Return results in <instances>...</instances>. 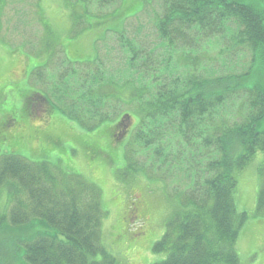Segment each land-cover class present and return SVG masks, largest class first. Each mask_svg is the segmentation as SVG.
Masks as SVG:
<instances>
[{"label": "trees", "instance_id": "16d2710c", "mask_svg": "<svg viewBox=\"0 0 264 264\" xmlns=\"http://www.w3.org/2000/svg\"><path fill=\"white\" fill-rule=\"evenodd\" d=\"M4 1L0 0V14ZM44 1L37 0L35 4L42 23L45 20L42 14L49 8L44 9ZM72 1L74 5L83 4L86 12L93 14L92 0ZM94 1L99 9L117 4L116 0ZM124 1L119 0L118 6L104 15L114 16ZM160 1L163 14L156 23L157 36L170 55L162 66L149 64L155 49H140L121 31L114 32L124 36L120 37V44L128 52L130 68L122 72L125 80L117 73L116 82L109 81L110 87L117 86L114 95H110L111 88L98 99L83 92V84L75 89L82 82L74 66L97 64L99 54L94 61H73L59 40L56 44L64 56L61 63L66 62L71 68L62 75L63 79L68 76L65 91L58 95L47 88L44 97L32 92L26 96L30 102L24 110L29 118H35L45 109L55 107L62 113L75 115L87 130L113 122L107 147L101 150L96 144L82 147L83 151H92L94 157L102 153L110 164L117 165L115 150L123 143L122 157L126 165L121 179L124 181L131 174L146 176L145 166L155 171L166 170L170 177L177 170L190 178L195 175L203 178L202 183L193 181L191 187L176 190L179 208L167 220L163 237L152 247L153 252H167V256L154 264H239L236 243L247 216L238 213L235 203L236 176L256 155L264 159V0ZM137 15L138 12L133 17ZM79 19L74 17L75 26ZM233 24L236 44L246 45L252 53L251 65L245 74L205 78L182 72L177 76L171 72V51L177 49L178 40L196 42V37H202L205 31L223 34ZM48 58V54L40 52L28 59L42 60L38 64L44 68ZM90 70L86 71L92 77ZM50 74L55 79L56 75ZM242 93L249 99V111L243 123L233 127L216 123L221 107ZM104 97L116 100L115 107H109L110 112L102 111ZM121 105L127 108L123 110ZM11 121L10 117L3 128L10 126ZM142 158L145 164L140 167ZM179 173L170 179L171 183H183ZM260 173L257 210L264 211V164ZM77 176L80 175L69 171L67 166L45 161L38 164L15 153L0 160V264H117L116 257L102 242L107 209L101 192ZM135 198L128 206L129 215L124 218L128 225L135 206L132 202L143 203ZM136 215L140 222L143 210L140 208ZM130 236L134 239L136 234Z\"/></svg>", "mask_w": 264, "mask_h": 264}, {"label": "rangeland", "instance_id": "374dc122", "mask_svg": "<svg viewBox=\"0 0 264 264\" xmlns=\"http://www.w3.org/2000/svg\"><path fill=\"white\" fill-rule=\"evenodd\" d=\"M5 1L0 14V39L5 40L0 42V160L7 154L15 153L38 164L45 161L69 167V171L80 175L77 176L80 180L95 185L101 192L103 205L107 209L103 218L102 242L108 252L116 257L117 264H154L162 261L167 252L155 253L152 247L163 237L167 220L179 208L176 190L191 187L193 181L202 183L203 178L198 175L190 178L185 172L176 170L173 176L179 173L183 183L173 184L170 181L173 176L170 177L166 170L161 171L159 165L156 169L160 171L144 167L146 176L152 180L136 173L124 177L128 179L124 181L121 179L126 165L122 157L123 143H119L115 150L119 160L117 165L110 164L101 152V156L96 154L94 157L92 151H83L82 147L93 144L99 149L107 147L108 131L113 122H106L102 126L97 124L98 127L87 130L75 115H67L55 107L45 109L35 118H29L24 110L30 102L26 96L32 92L44 97L47 88L58 95L65 91L64 83H67L68 76L63 79L62 75L71 68L66 62L64 65L61 63L64 56L61 47L56 44L59 40L65 44L68 56L73 61L93 60L99 54L95 61L97 64L74 66L82 82L76 84L75 89L83 84V92H89L98 99L109 93L112 88L109 81L114 79L116 82L117 73L125 80L122 72L130 68L128 52L120 44L123 34L140 49H155L149 57V60L152 58L149 64L162 66L170 55L157 36L156 23L163 14L161 1L125 0L115 10L114 16H110L112 13L104 14L115 9L119 0H116V5L102 9L92 0L93 14L86 12L83 4L74 5L72 0L69 4L63 0H45L44 9L49 8L42 14L44 24L36 13L37 0ZM136 12L138 15L133 17ZM74 17H80L76 26ZM125 17L129 19L122 22ZM120 31L123 33L120 36L114 33ZM205 33L202 37H196V42L177 41V49L171 51L169 64L173 74L180 76L179 72H182L207 78L247 72L252 53L246 45L236 44L234 24L223 34ZM40 52L49 55L48 65L44 68H39L41 66L38 64L42 60L36 62L28 59ZM89 69L93 71L92 77L86 71ZM48 73H54L55 79H51ZM165 74L168 75L169 71ZM116 89L113 86L110 95H114ZM104 100L102 111L110 112L109 107H115L116 100L110 97H104ZM121 106L123 110L127 108L126 105ZM248 106L249 99L243 93L234 95L221 107L215 122L230 127L239 125L249 111ZM10 117L13 119L11 125L3 128ZM144 159L140 167L145 164ZM263 164V157L256 155L236 176L235 203L238 213L247 216L236 243L239 264H264V211L257 210L262 181L260 168ZM134 177L137 180H133ZM135 197L143 201L140 208L144 217L139 223L128 225V220L124 221V218ZM133 231L142 233V236L133 239L130 236Z\"/></svg>", "mask_w": 264, "mask_h": 264}, {"label": "flooded vegetation", "instance_id": "af4514ba", "mask_svg": "<svg viewBox=\"0 0 264 264\" xmlns=\"http://www.w3.org/2000/svg\"><path fill=\"white\" fill-rule=\"evenodd\" d=\"M132 205H135V206H133V208H132V210H131V213H130V215H131V222H137V215L136 214H138L139 213V211H140V207H141V205H140V202L139 201H137V202H135V203H133L132 202ZM128 215H129V213H128Z\"/></svg>", "mask_w": 264, "mask_h": 264}]
</instances>
